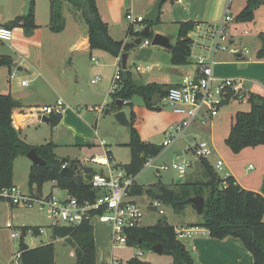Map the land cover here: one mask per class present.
<instances>
[{
    "label": "trees",
    "instance_id": "1",
    "mask_svg": "<svg viewBox=\"0 0 264 264\" xmlns=\"http://www.w3.org/2000/svg\"><path fill=\"white\" fill-rule=\"evenodd\" d=\"M64 3L82 11L84 20L88 26V40L91 50H101L118 58L123 51L124 41L114 39L109 33L108 23L100 14L97 0H50L49 28L53 31H62L65 27ZM264 4V0H247L246 6L236 16L239 22L254 19L255 10ZM199 23L196 21L179 22L177 40L170 50L171 63L174 65H187L191 62L193 38L190 33ZM4 26L14 29L22 27L25 35L30 36L38 27L35 21V0L32 1L28 13L16 16ZM140 29L132 24L127 28V36L137 38ZM151 39V36L145 37ZM261 47L257 52V58H264V34L261 36ZM122 65V61L120 62ZM14 60L10 55L0 54V67L11 69ZM127 69V67H126ZM126 69L121 71V89L114 94L113 108L116 111V100L122 99L125 103L131 100L134 94L143 96L147 106L157 108L166 96L168 88L156 82L140 83L133 74ZM171 87V86H170ZM248 100L251 109L238 111L232 121V126L226 143L238 153L245 147L264 144V102L256 94H250ZM259 102L260 104H257ZM22 105L11 94L0 92V190L13 185L14 161L19 156H27L28 152L35 148L38 154L46 161L45 165H32L29 172V186H36L40 191L47 181L55 182L56 187L67 190L68 195L79 199L93 198L94 189L84 181V177L78 178L61 175L62 165L66 159L57 158L55 144L33 146L27 143L20 135V125L30 118L29 112H17ZM107 111V110H106ZM61 120V114L51 116L52 127ZM131 148V160L123 167L128 173L137 175L140 173L149 157L158 156L162 145H157L141 140L138 129L129 125ZM204 169L205 178L202 180L180 182L179 188L173 190L171 205L177 213H181L187 205V199L192 196L205 197L203 213L198 215L199 221L192 222L191 227H201L208 230L211 237L225 239L234 237L240 239L245 247L252 253L255 264H264V195L259 192L243 188L233 175L220 176L210 164L208 159L199 160ZM80 161L72 160L69 165L76 168ZM94 170L87 173L90 176ZM154 198L158 193L147 189ZM144 188L137 184L132 190V196L141 195ZM0 199L5 200L0 196ZM34 228V227H23ZM175 226L167 221H159L152 226H141L131 231L129 246H144L152 249L155 244L163 245V254L171 255L173 260L169 264H195L192 253L187 249L182 240L176 235ZM38 235V227L34 228ZM54 239L66 238L74 249L75 264H99L95 243L94 226L89 221L77 226H52ZM18 251L22 253V264H55V245L53 242L31 248L26 244L24 236L19 240ZM128 264H154L134 257Z\"/></svg>",
    "mask_w": 264,
    "mask_h": 264
},
{
    "label": "rangeland",
    "instance_id": "2",
    "mask_svg": "<svg viewBox=\"0 0 264 264\" xmlns=\"http://www.w3.org/2000/svg\"><path fill=\"white\" fill-rule=\"evenodd\" d=\"M35 2L39 13L37 22L41 23L40 25L45 26V30L50 32L53 39L61 42L68 41L76 32L75 27L78 28V31H85V29H87L82 11L69 4H67V6L75 11L69 20L66 19L67 12L64 11V29L59 32L48 29L49 27L46 25L50 22L49 0H35ZM24 7L25 2L23 0H0V16L4 19V24L13 20L18 15L25 14ZM230 13L234 15V10L231 9ZM126 22L128 25L129 21L127 19ZM245 27L247 28L243 27L240 30L243 32L245 29H248L250 33L243 36L254 35L256 43L254 45H247L246 48L244 47L243 49H248L250 51L249 56L254 57L256 51L261 46V40L258 37L261 32L257 35V32H254L253 30V34H251V26L247 25ZM172 34L173 32L171 30V37ZM255 35L257 37H255ZM174 36L177 38V32ZM3 42L4 41H0V44ZM5 43L9 45L11 42L8 41ZM2 47L6 48L7 46L2 45ZM158 48L159 47L153 45L152 43L145 47L138 45L133 48L130 51V59L128 60L126 70L133 71L138 74V65L141 68H144L147 65H152L154 58L150 57L149 50H160ZM228 50L217 52L216 60L221 59L224 55L226 57L233 58L234 54L230 53ZM200 52L201 50L197 49L194 54L198 55ZM169 53L170 51L165 49V51H156L153 54L164 62V58H168L170 56ZM210 53V51H205L204 54L209 55ZM194 54H192L193 58H195ZM58 56L61 57V59L58 60L57 65L58 75L60 76V81L58 83L61 88L64 89L60 90V99L58 100H61L65 105L60 114H62L63 110L68 108V106H72L76 108V110H80L83 118L87 116L90 119H88L90 121L89 123L94 126L98 133V136L95 135L94 130L92 129L91 137L88 136V144H84V147L81 148H84V152L87 156L92 155V153H94V155H102L107 150H111L114 158L119 164L124 165L129 163L131 160V148L128 144L130 141L129 126L123 125L116 120L113 108L114 96L109 95V90H97L98 87H101L102 89H108V87H110L108 86L109 80L115 75L118 68V63L115 61L116 58L109 53H107V55H103L101 51L95 50L91 54L88 53L71 64L72 55L65 52L63 46L58 47ZM92 57L97 59L98 62L92 61ZM56 59L57 58L54 60ZM53 63L55 64V62ZM164 67L165 68H163L160 72L163 75L160 76L159 80L163 83L169 84V73L167 74L168 70L165 65ZM192 67L189 69H192ZM17 68V65H13L11 69L22 75L20 80L24 79L28 82L31 78L29 73L25 69L18 70ZM121 68L123 69L122 65ZM75 69L78 70V73ZM155 71L157 72L156 69ZM8 73L9 70L7 69V76ZM97 76H101L102 81L98 84H92V79ZM135 79L140 83L146 84L154 82L155 79L158 78L154 76V72L149 71L142 79L141 77H136ZM16 82L17 80L14 81V83ZM77 82L78 90L76 88ZM56 98L57 96L53 94L45 97L47 102L49 101L52 105L57 103L58 100L56 101ZM89 106H96L97 108L107 107L109 110H105L104 112L91 111L88 109ZM249 109L250 104L246 100H234L222 107L220 115L213 119L212 125L211 121L203 124L199 120H196L183 137L177 140L169 148L165 149L163 147L153 166L147 168L144 166L142 168L140 173L137 175L136 183L139 187L144 188V193L141 195H135L134 199L141 203L144 213L143 226H152L159 221H167L171 225H181L190 224L196 220H200L196 209L192 205H187L181 213H177L172 205L162 203V208L164 209L165 214H160L157 208L149 206L152 202L153 195H150L147 192V189L151 188L153 193H159L161 187L176 190L179 188V179H181V182L184 183L186 181L202 180L205 178L203 167L201 166L198 158H196L191 151V147L196 141L206 140L214 148L213 155L208 158L211 165L215 164L216 157L219 153L228 164L235 163L238 169L244 173L246 172L251 175L253 172L257 171L260 165V158H258L260 149H255V147L249 146L242 149L240 151L242 153H236L226 143V138L228 137L232 126V118H234L236 112L248 111ZM122 110L125 111L130 124L132 122L138 129L141 140L157 145H161L163 143L164 139L178 123L179 119L177 117L178 115L174 113L173 108L163 99L157 108H151L147 106L143 96L140 94H134L131 100L125 101ZM52 115L49 114L50 117ZM26 126H28V124L24 127ZM81 128L83 129L82 131L78 127V133L83 136L86 128H83L82 126ZM75 129L77 130V128ZM28 131L39 144H47L50 142V133H53V127L51 126V123H48L47 121L34 120L29 123ZM62 133L63 131H60L59 135ZM47 137H49L48 140H44L45 138L47 139ZM100 139L106 141L107 146L105 148L99 144ZM69 152H78V149L76 148L75 150ZM178 155H182L183 159L192 161V165L187 169V172L181 176V174L176 170H162L161 175L158 176L157 166H161L163 164L171 166L174 162L179 161L177 158ZM249 163L253 164V169L251 171L247 170ZM23 170V168L20 169L17 167L18 177L20 176V179L22 180V183L19 184L20 186L18 188L22 193L32 192L34 194L43 193L47 195L53 191L59 199H65L68 197L66 190L53 186L54 184L52 181L45 182L40 191L36 186H33L31 189L29 186V174L23 176ZM217 172L220 176H224V171ZM241 180L245 183L247 177H242ZM17 212L20 216H14L13 218L9 217L6 219L0 213V264H7L11 262L13 255L18 251L19 247L20 238H15L13 236V228L7 227L8 221L12 222L14 225L26 224L30 226H42L44 229L41 234L36 236L24 235L26 236L24 238L26 243H28L31 247H34L53 242L55 245V264H75L76 257L74 249L67 242L66 238L59 237L54 239L52 233V221L48 219L44 212L37 209L29 210L24 208H20ZM92 225L94 226V233L96 235L95 243L97 254L101 252L99 257L97 255L98 261L101 258V263L107 261L111 256H113L115 259L120 260L122 264H128L130 259L136 257V252L138 250L143 251V255L139 257L141 260L154 264H169L173 260L171 255L158 254L154 252L153 249L138 245H127L124 247H117L112 250L111 227L105 223L96 224V220L93 221ZM184 241L188 240L184 239Z\"/></svg>",
    "mask_w": 264,
    "mask_h": 264
},
{
    "label": "crops",
    "instance_id": "3",
    "mask_svg": "<svg viewBox=\"0 0 264 264\" xmlns=\"http://www.w3.org/2000/svg\"><path fill=\"white\" fill-rule=\"evenodd\" d=\"M23 1L25 2V0ZM158 2L161 3L159 18L158 22L156 24H153V31L155 33L159 32L168 36L171 40V43L174 45L177 40L174 35L178 31L179 22L196 21L199 23V30H203L205 25L207 24H217L224 15L227 0H97L100 14L103 20L108 23L110 35L116 40L124 41V43L133 40L132 37L127 36V28L131 23L129 22V24L127 25L125 17L126 13L129 11H133L135 14L143 16V21L132 24L136 29L143 30L145 25L148 24L146 15L154 8V6ZM67 4L69 3H64L63 11L67 12L66 19L69 20L75 10H72V8L67 6ZM246 4L247 0H232L230 2V10H234V15H232L235 19L230 24L231 37L229 39V42L227 43L229 49L227 50L230 51V49H233V51H230V53L234 54V57L229 58L224 55L223 57H221V59L216 60L215 55L214 73L217 76L234 77L236 79L242 80V96L233 99L226 104H229L234 100H246L250 104L251 109L252 104L248 100L250 94H256L260 96L264 102V58H257V52L260 48L256 51L254 57L249 56L250 51L248 49H243L244 47L246 48L247 45H254L256 43V39L254 40V35L243 36L248 35L250 31L248 29H245L248 31V33H244L245 30L242 32V30L240 29H242L243 27L247 28L245 27L247 25L251 26V34H253V30L254 32H257V35L261 32L258 35L259 39L261 40V36L262 34H264V4L260 5L255 10L253 20L239 22L236 20V16L242 11ZM38 14L39 13L38 9L36 8L35 2V21L38 27L34 30L32 35L27 36L25 35L24 29L22 27H15L13 29L14 37L10 41L11 43L9 45H7V43L5 42L0 44V54L10 55L14 60V65L18 66L17 69H25L31 76L28 82L23 85L22 82L25 80H20V78H22V75L18 74L12 69H9L8 67H0V91L8 92L16 101H18L22 105L21 108L16 109L17 112L23 111L31 113L30 118L20 125L19 131L21 137L27 143L33 146L42 144H39L38 141H36V139L31 136V133L28 131L29 123L33 122L34 120L47 121L48 123H51V117L49 116V114H45L44 112H42L43 106L52 105L51 103H49V101L47 102V99H45V97H47V95L53 94L57 96V101L58 99H60V90H64L58 83L60 81V76L58 75L57 65L58 60L61 59V57L58 56V47L63 46L65 52L72 55L71 64H73L81 57L87 55L88 53L91 54L93 51H95L91 50L90 48L88 40V26L85 31H78V28L75 27L76 32L74 33V35H72L68 41L61 42L53 39L50 32H47L45 30V26L40 25L41 23L37 22ZM1 25H4V19H2V16H0V26ZM46 26L49 27V25ZM171 30L174 34H172V37L170 36ZM190 36L194 38L196 36L195 32L192 31L190 33ZM255 37L257 36L255 35ZM149 40H151L152 42V37ZM2 45H6L8 48H4L2 47ZM155 46L159 47L158 49L160 50H149L150 57L154 58L152 65H147L144 68H141L138 65V74L136 72L130 71L133 74L134 78L141 77L142 79L147 72H154V76L158 78L155 79L154 82L164 85V87L167 89L170 86L178 84L184 78L196 74L197 65L195 63V58L192 57L193 55H191V62L189 64L174 65L171 63L170 53V56L168 58H164V62L158 59L153 53H155L156 51L160 52L161 50L165 51L166 48L158 45ZM197 49L199 48H196L195 50ZM195 50H193V52H195ZM130 51L128 54L127 64L128 60L130 59ZM219 51L226 50H218L217 52ZM101 52L103 55H107V52ZM55 58L57 59L54 60ZM93 58L94 57H92V61L98 62L97 59ZM115 61H117L118 63V58H116ZM53 62H55V64ZM164 65L168 70L167 74L169 73V84L163 83L159 80L160 76L163 75L160 72L163 68H165ZM190 67H192V69H189ZM7 69L9 70L8 76ZM155 69L157 70V72L155 71ZM75 71L78 73L77 69H75ZM12 73L15 74V77L13 78H11ZM113 77H111V79L109 80L108 86H111ZM16 80L17 82L14 83V81ZM101 81L102 77L100 76L99 81L95 83H92L91 81V83L98 84ZM76 88L78 90V82L76 84ZM97 90H109V95H114L110 93V87H108V89H102L101 87H98ZM163 100L166 102L165 97L163 98ZM257 104L260 103L257 102ZM104 110L108 111L109 109L105 107ZM116 111L114 110V113H116ZM61 115L62 116L60 122L57 125L53 126V133H50V142H53L55 144L54 152L57 158L60 160L66 159V163L68 164L72 160L87 162V159L91 156L93 157L94 153L87 156L84 152V148L81 147H84V144H88V136L91 137L92 129L94 130L95 135L98 136L97 130L93 125L89 123L90 119L87 116L83 118L81 116L80 110H76V108L72 106H68V108L63 110ZM177 117L179 118V121L181 118L179 115ZM26 124H28V126L24 127ZM212 124L213 123L211 121V125ZM81 126L83 128H86V130H84L83 136L78 133V127L81 131L83 130ZM75 128H77V130ZM60 131H63L61 135H59ZM48 138L49 137H47V139L45 138L44 140H48ZM76 148L78 149V152H69L75 150ZM256 148L260 149L258 155V158H260V165L257 171L253 172L251 175L239 170L235 163L228 164L224 159L223 160L226 163L227 172H229L230 175H233L243 188L250 189L264 195V144L256 146L255 149ZM109 151L112 154V151ZM218 157L223 158L219 153L216 158ZM32 165L33 162H31V160L27 156H19L15 159L13 177L14 186L19 187V184L22 183L20 176L18 177L17 174V167L20 169L23 168V176H26L27 174H29L28 172H30V168ZM88 165L89 170L101 168L99 165H93L91 163H89ZM250 165L253 164L249 163V166ZM249 166L247 170L251 171L253 168L249 169ZM242 177H247L245 183L241 180ZM52 183L54 184L53 186H56L55 182L52 181ZM50 194H54L53 191H51ZM131 198L132 200L139 203L136 199H134V196H132ZM139 204L141 205V203ZM20 208L24 207L14 206L9 201L0 199V213L4 216L5 219L9 217L13 218L14 216H20L17 212ZM98 223L101 224V222L96 221V224ZM190 224H181L174 226L175 228L183 229L193 228L192 236L184 237L181 240L182 242H184L187 249L192 253L195 264H255L252 253L245 247L240 239L234 237H228L225 239L213 238L209 235L207 229L201 227H191ZM15 226L34 228L38 227L44 229L42 226H30L26 224H19ZM41 233L42 232L39 231V234ZM33 236H36V234ZM25 237L26 236H24V238ZM184 239H187L188 241H184ZM28 246L30 245L28 244ZM100 253L101 252L97 254L98 257ZM100 260L98 261L99 264H101Z\"/></svg>",
    "mask_w": 264,
    "mask_h": 264
},
{
    "label": "built area",
    "instance_id": "4",
    "mask_svg": "<svg viewBox=\"0 0 264 264\" xmlns=\"http://www.w3.org/2000/svg\"><path fill=\"white\" fill-rule=\"evenodd\" d=\"M231 1L227 0L224 15L217 24H207L203 30H199L197 25L194 29L196 36L193 38L192 54L196 48L201 50L200 54L194 56L197 71L195 75L188 76L178 84L168 88L165 96L166 102L181 119L161 144L165 149L183 137L196 120L203 124L213 121L214 118L220 115L222 107L227 102L239 98L243 94L242 80L234 77L217 76L214 73L216 52L227 50V43L231 37L230 24L235 19L230 13ZM125 17L131 24L141 22L144 19L143 16L137 15L133 11L127 12ZM244 33H248V31L245 30ZM13 37V29L4 25L0 26V41L8 42ZM151 43V40L143 38L140 45L145 47ZM205 51L211 53L205 55ZM230 51H233V49H230ZM120 62L121 55L118 57V68L111 82V94H116L121 89L122 68ZM13 77H15L14 73L11 74V78ZM99 80L100 76H97L92 80V83ZM26 83V81L22 82L23 85ZM64 106V103L58 100L55 105L43 106L42 112L51 115L58 114L61 113ZM88 109L99 112L105 111L104 108L92 106H89ZM99 144L104 148L107 146L106 141L103 139H100ZM191 151L198 160L208 159L213 155L214 148L208 141L202 140L196 141L191 147ZM157 158L158 156L149 157L145 162V168L153 166ZM177 158L179 161L174 162L171 166L166 164L157 166V175L160 176L162 170L172 169L183 176L192 165V161L183 159L182 155H178ZM89 163L101 167L95 169L90 176L87 175ZM66 166L70 165L64 163L62 168ZM212 166L216 172L224 171L223 177L230 175L227 172V166L223 158H216L215 164ZM252 168L253 165H250L249 169ZM74 169L94 189L95 196L93 198L79 199L68 196L65 199H59L55 194L22 193L17 186L1 189L0 196L14 206L44 212L48 219L52 221V226H77L86 221L93 223L94 220L108 224L112 232V250L129 245L131 231L143 226L144 213L142 207L131 198L132 190L137 184L138 174L128 173L109 150L102 155H94L87 162H81ZM162 203L164 202L154 197L149 206L157 208L160 214H165ZM7 227L13 228L15 238H21L24 235H35L34 228L17 227L10 221L7 222ZM175 230L180 240L193 234V228H176ZM38 231L43 232V229L38 228ZM142 255V250L136 252L137 257ZM21 256L22 253L17 251L11 262L7 264H22ZM101 264H122V262L111 256Z\"/></svg>",
    "mask_w": 264,
    "mask_h": 264
},
{
    "label": "water",
    "instance_id": "5",
    "mask_svg": "<svg viewBox=\"0 0 264 264\" xmlns=\"http://www.w3.org/2000/svg\"><path fill=\"white\" fill-rule=\"evenodd\" d=\"M32 1L33 0H25V7H24L25 13L29 12V10L31 8ZM160 5H161V3L158 2L154 6V8L146 15V19L148 20V24H146L145 27L143 28V30H141L140 36H138L137 38H134L132 41L126 42L124 44L123 53L121 54V61H122L123 69H126L129 51L131 49L135 48L136 46L140 45L143 41V38H145V37L151 36L153 45L162 46V47L169 49V50L174 47V45L171 43V40L168 36L161 34L159 32L155 33L153 31V24H156L158 22ZM123 104H124V101L122 99L119 98L116 100L115 106H116L117 111L115 113V118L119 123L126 125V126H129L130 122L127 118V115H126L125 111L122 110ZM27 157L33 162V165H45L46 164V161L38 154V152L35 148L31 149L28 152ZM61 175L67 176V177H74V178L79 177V175L76 173L75 169L70 167V166H66V167L62 168ZM181 181L182 180L179 179L178 183H180ZM173 193H174V191L172 189L167 188V187H161L160 192L155 196V198L160 199L166 205H171ZM187 202L189 204H191L199 214L206 211L204 209L205 197L202 195L189 197L187 199ZM152 249L154 250V252H156L158 254H163V245L161 243L155 244L152 247Z\"/></svg>",
    "mask_w": 264,
    "mask_h": 264
}]
</instances>
